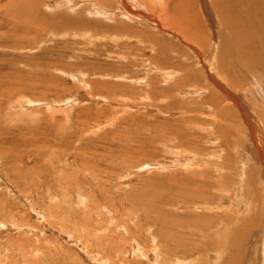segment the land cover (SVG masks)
<instances>
[{
	"label": "rangeland",
	"instance_id": "374dc122",
	"mask_svg": "<svg viewBox=\"0 0 264 264\" xmlns=\"http://www.w3.org/2000/svg\"><path fill=\"white\" fill-rule=\"evenodd\" d=\"M9 1L0 264H264V61L224 57L211 0Z\"/></svg>",
	"mask_w": 264,
	"mask_h": 264
},
{
	"label": "bare ground",
	"instance_id": "6f19581e",
	"mask_svg": "<svg viewBox=\"0 0 264 264\" xmlns=\"http://www.w3.org/2000/svg\"><path fill=\"white\" fill-rule=\"evenodd\" d=\"M12 1V0H11ZM9 1V2H11ZM22 1V0H21ZM75 0H73L74 2ZM140 1V0H139ZM153 1V0H152ZM160 1V0H158ZM171 1V0H170ZM169 1V2H170ZM178 1V0H177ZM181 1V0H180ZM136 2V1H135ZM143 2V1H141ZM145 2V1H144ZM151 3L150 0H148V4ZM154 3V2H153ZM151 3V4H153ZM76 4V3H75ZM74 4V5H75ZM122 5H124V7L126 8L125 11L126 13H129V10L130 8L128 7L127 3L123 0ZM146 5V4H145ZM158 5V4H157ZM165 5V4H164ZM167 5V4H166ZM170 5V4H169ZM177 5V4H176ZM179 5V4H178ZM211 5H212V8L213 10L215 11V13L217 15H219L218 17H220L221 19V26L226 30L228 31L229 33V36L230 37V45L231 47L228 48V50L224 51L223 52V55L224 57H226V55L229 57H233L234 61L236 63L239 64H242V65H246V67L250 70L251 68L252 69H257V67L255 66V61L258 60L259 58L261 59V61H264V0H211ZM144 6V5H142ZM151 6V5H150ZM163 6V5H162ZM148 7V6H146ZM154 7V6H153ZM184 7V6H183ZM9 8V7H8ZM32 8V7H31ZM161 8V6H160ZM170 8V6H169ZM174 8V11L175 13L179 16V17H183L187 14L188 15V12L185 13L183 8L181 6H175L173 7ZM102 9V8H101ZM158 9V8H157ZM168 9V7H167ZM100 10V9H99ZM151 10V9H150ZM163 10V9H162ZM122 11V10H121ZM159 11V10H158ZM157 11V12H158ZM172 11V10H171ZM168 12V11H167ZM167 12L165 13V20H162L161 23L163 24H167L169 25L168 22H170V24L172 25H175V26H178L180 25L181 23L180 22H183V19L180 18L181 21H179L177 18H173L171 17L170 14H167ZM124 13V12H123ZM167 14V15H166ZM184 14V15H183ZM137 15V14H136ZM136 15H132L130 14V16L126 15V17H128L129 19H134L135 22L136 21H140L138 19V17L141 19V15L139 16H136ZM148 15V14H147ZM162 15V14H161ZM173 15V14H172ZM195 15V14H194ZM47 16V15H46ZM52 16V15H51ZM170 16V17H168ZM192 16V15H191ZM145 19H146V16H144ZM143 17V18H144ZM142 18V19H143ZM186 18V17H185ZM70 19V18H69ZM187 19V18H186ZM190 19V18H189ZM65 20V19H64ZM67 20V19H66ZM152 21H156L155 18H152L151 19ZM169 20V21H167ZM54 21V20H53ZM52 21V22H53ZM69 21V20H68ZM67 21V22H68ZM194 21V20H193ZM63 22V21H62ZM73 22V21H72ZM78 23V22H77ZM140 23H142V21H140ZM57 24V23H56ZM119 24V23H118ZM144 24V23H143ZM142 24V25H143ZM147 24V23H146ZM144 24V25H146ZM156 25L159 24V22H156L155 23ZM190 24V22H189ZM194 24V23H193ZM199 24V23H198ZM72 25V24H70ZM148 25V24H147ZM146 25V26H147ZM150 25V24H149ZM152 25V24H151ZM169 25V26H171ZM50 26V24H49ZM57 26V25H56ZM46 27V26H45ZM118 27V26H117ZM120 30L123 29V27H121V25L119 26ZM148 27V26H147ZM171 27V28H172ZM199 27V26H198ZM185 28V27H184ZM215 29L217 28L216 25L214 27ZM178 29H183L182 27H178ZM194 29V28H193ZM220 29V28H218ZM84 30V29H83ZM126 31H128L127 29H125ZM190 30V29H189ZM200 30V29H199ZM178 32V31H177ZM182 32V31H181ZM186 32V31H185ZM74 33V32H73ZM180 33V32H179ZM119 34V33H118ZM129 34V33H128ZM133 34H135L133 32ZM146 34V33H145ZM147 34H150V35H146L144 37L145 41L146 40H149V41H152V42H155L157 41L156 40V37L157 36H152L151 33H147ZM182 34V33H180ZM185 34V33H184ZM182 34V35H184ZM187 34V33H186ZM185 34V35H186ZM71 35V34H70ZM142 36V35H141ZM187 36V35H186ZM225 37L227 35H224ZM222 36L221 39H225V37ZM188 37L189 38H193L195 41L198 38V36L196 34H194V32L190 33L188 32ZM187 37V38H188ZM228 39V38H227ZM199 43V42H198ZM226 43H224L225 45ZM193 47V46H192ZM225 48V46H224ZM192 50L195 52L197 58L199 57V59H201V56H200V53L198 51V49H196V47H193ZM143 53V52H142ZM219 53V52H218ZM217 53V54H218ZM152 59V58H151ZM223 60V59H222ZM224 60H226L224 58ZM227 61V60H226ZM149 62H150V59H149ZM157 61H153L152 63H155L156 65H158V63H156ZM148 63V61H147ZM151 63V65H152ZM256 64L259 66L261 65V63H257ZM150 65V64H149ZM148 66V65H147ZM264 64L261 65L260 67L262 68L261 70L264 71ZM152 67V66H151ZM150 66H149V69H152ZM154 67V66H153ZM220 67L222 68L221 64H220ZM259 67V68H260ZM224 68V67H223ZM222 71V70H221ZM227 71V70H226ZM262 71V72H263ZM224 72V71H223ZM146 73V72H145ZM229 74V73H228ZM119 75V74H118ZM209 77L210 79L218 86H222L218 83L217 79H214L212 75L209 74ZM202 88V87H201ZM224 90V89H222ZM225 91V90H224ZM211 96H213L211 94ZM226 97L229 98V94L227 92V95H225ZM226 98V99H228ZM214 99H216L217 101V97L215 95ZM197 100V99H196ZM230 100V99H229ZM233 103V102H232ZM209 106V105H208ZM214 107V106H213ZM211 109V108H210ZM249 120V119H248ZM250 122V121H249ZM251 125V126H250ZM250 125H246L247 127L249 126L251 129H253L252 127V124L250 123ZM248 127V136H250V141L252 140V137H255L254 135V130H251L250 128ZM259 142L260 140L257 139ZM256 141V140H255ZM252 143V142H251ZM247 145V144H246ZM251 148H252V152L250 153H253V151H255V157L253 158V161L256 160L255 163L259 164L258 166V169L260 170V173L261 175H263V178H264V148L263 146L261 145V143H252L251 144ZM251 150V149H250ZM252 156V155H251ZM253 157V156H252ZM252 157L250 158L252 160ZM248 159V158H247ZM249 159V160H250ZM243 161V160H242ZM252 161V162H253ZM245 163L247 161H244ZM250 162V161H249ZM253 162V163H254ZM243 163V162H242ZM256 164V165H257ZM245 165V164H244ZM255 165V164H254ZM257 167V166H256ZM246 169V168H245ZM244 170V169H243ZM258 170V171H259ZM246 171V170H245ZM247 172V171H246ZM256 172V171H255ZM204 173V172H203ZM206 173V172H205ZM239 173V172H238ZM241 175V174H240ZM244 175V172L242 174V176ZM246 175V173H245ZM258 175V174H257ZM251 176V175H250ZM260 176V175H259ZM245 177H248L247 175ZM252 177V176H251ZM255 177V176H254ZM257 177V176H256ZM260 178V177H259ZM258 178V179H259ZM257 179V178H256ZM245 180V179H244ZM243 180V181H244ZM249 180V179H248ZM240 181V180H239ZM256 182V181H255ZM263 182V181H262ZM261 182V183H262ZM245 183V182H244ZM243 183V184H244ZM247 183V182H246ZM250 183H254L253 182H250ZM257 183H258V180H257ZM256 183V184H257ZM242 184V183H241ZM242 184V185H243ZM249 184V182H248ZM247 184V185H248ZM255 184V183H254ZM200 185V184H199ZM244 186V185H243ZM242 187V186H241ZM253 187V186H252ZM258 188H260L258 186ZM243 190V189H242ZM255 190V189H254ZM257 190V189H256ZM247 192V191H246ZM264 193V192H263ZM256 194V192H255ZM260 197V196H259ZM263 197V196H262ZM199 198V197H198ZM202 198L204 197H201L200 200H203ZM236 201V200H235ZM234 201V202H235ZM191 204V203H190ZM252 204V203H251ZM250 204V205H251ZM204 208H206L204 206ZM209 214V213H208ZM262 215V213H259ZM197 215V214H196ZM263 218V217H262ZM255 220H253L252 222L255 223L257 221L261 222L262 224H264V222H262L260 219V215L256 214L255 217H254ZM239 244V243H238ZM241 247V246H240ZM253 248V247H252ZM245 255V254H244ZM250 262L252 264H257L258 263V251H257V247H255L251 253H250ZM212 261V260H211ZM210 261V262H211Z\"/></svg>",
	"mask_w": 264,
	"mask_h": 264
}]
</instances>
